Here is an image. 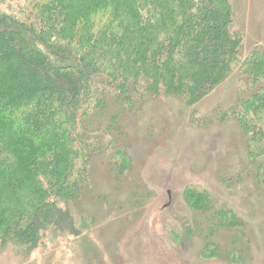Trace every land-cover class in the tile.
Here are the masks:
<instances>
[{"label": "trees", "instance_id": "16d2710c", "mask_svg": "<svg viewBox=\"0 0 264 264\" xmlns=\"http://www.w3.org/2000/svg\"><path fill=\"white\" fill-rule=\"evenodd\" d=\"M16 1L17 14L0 8V253L79 233L72 206L94 191L91 157L126 159L124 117L161 96L191 108L233 72L243 89L224 119L264 188V51L240 56L232 0ZM197 193L209 214L210 193ZM213 212L206 237L240 224Z\"/></svg>", "mask_w": 264, "mask_h": 264}, {"label": "rangeland", "instance_id": "374dc122", "mask_svg": "<svg viewBox=\"0 0 264 264\" xmlns=\"http://www.w3.org/2000/svg\"><path fill=\"white\" fill-rule=\"evenodd\" d=\"M232 4L243 34L240 56L264 51V0ZM17 7L0 0L3 11L17 14ZM239 79L233 72L191 108L161 96L128 113L126 159H114V148L90 159L94 191L72 206L79 233L30 252L9 245L0 264H264V188L246 135L232 114L224 119L243 89ZM204 189L209 214L197 193ZM223 209L240 224L225 223L206 237L210 218L219 220L213 211Z\"/></svg>", "mask_w": 264, "mask_h": 264}]
</instances>
